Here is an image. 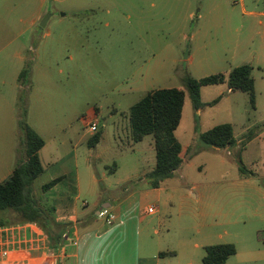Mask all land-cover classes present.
Segmentation results:
<instances>
[{"label":"rangeland","instance_id":"obj_1","mask_svg":"<svg viewBox=\"0 0 264 264\" xmlns=\"http://www.w3.org/2000/svg\"><path fill=\"white\" fill-rule=\"evenodd\" d=\"M21 2L22 7L16 10L2 5L0 8V151L7 142L21 152V160L25 158L16 101L20 92L17 78L29 62L31 74L24 86L26 123L49 148L55 136L71 133H75V137L71 134L75 146V140L89 135L81 118L96 114L98 131H103L101 143L94 149L82 143L76 149L81 172L90 166L100 181L105 165H137L140 171L147 167L150 137L135 145L133 151L118 154L119 147L131 144L129 108L146 93L163 88L184 90L185 75L196 80L227 75L246 56L234 58L231 34L222 26H213L214 21L221 22L231 12V5L213 10L209 0ZM235 10L240 13V5ZM251 11L246 8V12ZM45 18L46 26L42 28L40 23ZM251 47L245 44L244 49ZM185 93L175 135L182 147L189 148L181 168L167 182L184 184L182 197L163 215L165 223H155L154 228L160 234L170 230L172 238L165 246L175 253L173 261L177 264H202L204 248L220 244H231L236 249L225 264H245L244 254L262 246L254 229L264 228L248 218L257 207L256 197L248 183L240 182V168L256 172L264 183V135L258 136L260 127L246 94L227 93L225 85L203 87L202 107L197 113ZM221 124L232 125L237 140L244 135L239 146L214 149L200 142L199 134ZM7 171L0 170V181ZM48 182L46 172L32 185L33 195L45 206L50 205V195L41 187ZM100 189H104L102 182ZM125 194L118 192L113 197ZM84 200L93 207L89 195ZM143 206H156L155 200L147 199ZM158 206L164 213L165 206ZM0 220L13 223L16 218L4 212ZM187 244L193 250L187 252Z\"/></svg>","mask_w":264,"mask_h":264},{"label":"crops","instance_id":"obj_2","mask_svg":"<svg viewBox=\"0 0 264 264\" xmlns=\"http://www.w3.org/2000/svg\"><path fill=\"white\" fill-rule=\"evenodd\" d=\"M209 2L213 10L219 9L221 5L223 7L231 5V12L227 13L221 22L214 21L213 26H222L223 30L231 34L234 39V58L246 55L244 62L236 67L241 65L253 67L252 76L256 98L255 108L252 110L255 123L260 127L258 136L262 138L264 135V0H209ZM1 5L3 8L8 9L7 6H9V9L16 10L22 7V2L21 0H0V8ZM237 5H240V13L235 10ZM246 8L252 11L246 12ZM249 43L252 46L251 49H244L245 44L249 45ZM227 93L231 92L227 89ZM71 134L75 137V133ZM71 134L55 136L50 141V148L44 141V147L39 151V158L44 169L42 175L48 172L49 182L60 179L47 194L50 195V205L55 208V221L67 228L68 232L63 234L65 238L62 237L64 244L58 248L52 247L48 237L37 224L8 222L0 227L24 226L26 234L36 239V247L32 250L12 251L6 258L0 257V264H177L173 261L176 255L174 257L160 256V253L172 252L165 246L166 241L172 238L170 230L160 234L159 230L154 228V224L163 225L165 223L163 215H166L172 208L175 200L182 197V185L184 184L175 181L167 185L170 181L168 180L159 188L154 189L143 180L144 176L155 167L152 138L147 136L150 138L147 139L148 156L145 159L147 166L145 169L140 171L137 165L125 167L118 164L115 170L109 172V166L105 165V173L100 181L95 178L90 166L81 172L78 164L76 148L82 143L87 146L91 134L75 140V146H72ZM147 137L138 144L143 143ZM242 137L244 135L240 136L241 140L235 138V147L240 145ZM101 141L102 138L99 143ZM135 145L137 144L131 142L128 148L119 147L118 154L123 155L133 151ZM188 148L189 146L182 147L183 162L185 160L183 155ZM20 156L21 152L15 146L5 142L0 151V170L8 171L0 183L9 177L15 165L22 161ZM252 173L253 176L240 174V182L248 183L256 197L257 207L248 218L255 220L264 228V183L261 182L259 174ZM106 176L116 177L117 180L111 181ZM100 182L104 183L103 191L100 189ZM127 183H138L137 185L142 187L119 192L126 194L122 198L120 196L114 198L113 195ZM87 195L94 200L93 207H90L89 203L84 200V196ZM147 199L155 200L157 212L154 215H143L144 209L149 207L143 206ZM158 205L165 206L164 213H161ZM101 207L109 208L116 214L117 219L114 224L108 226L97 218ZM2 213L4 212H0V215ZM254 232L258 233V242L262 246H259L257 252L251 251L244 254L243 263L245 264L264 263V237L262 235L264 229L255 228ZM180 245L182 247L184 243L181 242ZM189 248L193 250V247L187 244V252ZM189 257L187 255V258Z\"/></svg>","mask_w":264,"mask_h":264},{"label":"trees","instance_id":"obj_3","mask_svg":"<svg viewBox=\"0 0 264 264\" xmlns=\"http://www.w3.org/2000/svg\"><path fill=\"white\" fill-rule=\"evenodd\" d=\"M253 67L241 65L225 74H215L201 79H194L185 75L182 79L184 90L178 88H163L146 93L128 111L129 139L138 144L145 137L150 136L155 152V167L147 173L143 180L151 188L157 189L160 185L174 177L176 171L183 164L181 158L182 146L176 138L175 132L180 125L182 111L188 93L195 111L202 107L200 90L206 86L226 85L228 91L241 92L248 96L250 107L255 108V88L252 76ZM31 74V64L25 63L18 75L17 83L20 86L16 106L18 110L17 127L24 135L25 158L17 163L10 176L0 183V212H11L15 215V223L37 224L46 234L50 245L58 248L64 244L62 235L67 231L66 226L57 223L54 219L55 208L52 205H41L33 195L32 185L43 173L44 169L39 158V151L44 147V140L26 123L27 117V88ZM218 101L215 100L213 103ZM103 131L99 130L87 142V147L93 149L102 138ZM200 142L214 149L233 148L236 139L233 127L230 124H221L199 134ZM116 164L108 167L109 172L115 170ZM242 175L253 176L252 172L240 168ZM60 179L44 184L43 193H47ZM138 183H127L120 187L118 192H125L136 188ZM8 221H0V225ZM205 255L202 264H225L236 254L231 244L212 245L204 248ZM160 256L174 257V252L160 253Z\"/></svg>","mask_w":264,"mask_h":264},{"label":"built area","instance_id":"obj_4","mask_svg":"<svg viewBox=\"0 0 264 264\" xmlns=\"http://www.w3.org/2000/svg\"><path fill=\"white\" fill-rule=\"evenodd\" d=\"M81 121L91 135L98 132L99 120L96 114L93 113V116L88 119L82 117ZM156 212V206H149L144 209L143 215L150 216ZM97 218L108 226L114 224L117 219L112 210L104 207L99 209ZM62 237L65 238V235ZM35 247L36 239L32 235L26 234L24 226L0 227V257L6 258L12 251L32 250Z\"/></svg>","mask_w":264,"mask_h":264},{"label":"water","instance_id":"obj_5","mask_svg":"<svg viewBox=\"0 0 264 264\" xmlns=\"http://www.w3.org/2000/svg\"><path fill=\"white\" fill-rule=\"evenodd\" d=\"M47 19H43L40 23V27L44 28L46 26Z\"/></svg>","mask_w":264,"mask_h":264}]
</instances>
